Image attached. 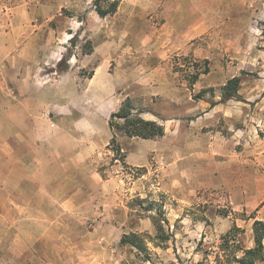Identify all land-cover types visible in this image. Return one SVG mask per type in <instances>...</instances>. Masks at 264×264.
I'll use <instances>...</instances> for the list:
<instances>
[{
  "label": "rangeland",
  "instance_id": "obj_1",
  "mask_svg": "<svg viewBox=\"0 0 264 264\" xmlns=\"http://www.w3.org/2000/svg\"><path fill=\"white\" fill-rule=\"evenodd\" d=\"M184 13L190 20L202 17L204 31L184 35L188 22L174 20L178 36L172 44L162 41L166 21L160 16L141 24L115 18L113 37L124 42L115 45L111 60L122 76L119 92L131 95L144 119L192 137L184 140L178 165L169 166L162 155L152 157L147 168L130 170L112 161V153L105 156L107 166L100 167L108 170L105 177L119 165L116 174L124 182L107 199L98 192L95 210L109 214L102 222L101 214L49 219L62 215L58 206L26 203L35 189L18 174L12 180L3 164L0 264H195L203 249L219 245L235 225L244 230L243 246H254V220H264V0H187ZM138 25L156 36L140 37ZM69 44L67 57L78 44L81 52L92 50L79 35ZM198 72L199 81L191 85ZM233 77L242 79L238 97L220 103L221 88ZM202 123L209 126L201 128ZM138 198L146 202L136 205ZM151 203L150 211L141 208ZM153 215L165 220L170 238L160 245L148 239L150 260L145 261L120 241L134 232L154 237ZM100 223L103 227L96 228Z\"/></svg>",
  "mask_w": 264,
  "mask_h": 264
},
{
  "label": "crops",
  "instance_id": "obj_2",
  "mask_svg": "<svg viewBox=\"0 0 264 264\" xmlns=\"http://www.w3.org/2000/svg\"><path fill=\"white\" fill-rule=\"evenodd\" d=\"M94 1L0 0V219L2 165L8 164L12 180L18 174L21 180L25 177L27 187L35 189L33 200L26 203L57 205L58 213L74 219L101 214L100 220L105 221L107 211L95 210L98 192L107 199L124 182L116 174L119 165L112 166L113 176L103 177L99 171L107 166L105 156L112 153L109 120L131 96L119 92L122 76L111 66L115 45L124 42L113 37L118 29L115 18L123 16L141 24L160 16L166 21L161 30L165 44L178 36L174 20L188 22L184 35L204 31L202 17L190 20L185 15L187 0H119L117 12L106 17L94 9ZM80 14L85 17L78 19ZM139 25L140 37L156 36ZM75 35L89 40L92 50L84 53L82 44L75 46L77 50L68 56L69 69L60 72L58 65ZM82 71L92 75L85 78ZM191 139L167 127L158 139L121 136L124 166L147 168L152 157L163 155L169 166L176 167L179 153ZM62 215L48 218L66 219Z\"/></svg>",
  "mask_w": 264,
  "mask_h": 264
},
{
  "label": "trees",
  "instance_id": "obj_3",
  "mask_svg": "<svg viewBox=\"0 0 264 264\" xmlns=\"http://www.w3.org/2000/svg\"><path fill=\"white\" fill-rule=\"evenodd\" d=\"M120 1L110 0H95L93 3L94 9L101 17H106L117 12ZM69 57H64L59 65V71L64 72L69 69ZM208 61H206L207 63ZM209 67L203 71L208 73ZM92 73H90L91 75ZM202 73L192 75L190 81L191 85L196 84ZM241 77H233L221 88V101L226 103L230 100H235L238 97L241 88ZM206 91H202L198 98H202ZM143 111L138 110L132 99L127 98L120 106V108L112 113L109 126L113 131V138L110 143V149L114 153V160H119L121 165H124L125 155L121 150L119 138L121 136L136 137L141 139H158L165 135V127L157 122L144 119ZM125 167V166H124ZM133 170V169H130ZM99 171L104 175L103 169ZM136 205L141 206L145 199H135L133 201ZM154 203L149 204L148 207H141L146 211H150ZM254 218L255 217H251ZM151 220L156 228V235L151 237L148 233H130L124 234L121 238L120 244L122 246H130L137 250L138 255H144V260H150V252L148 247L149 241H153L160 245L169 240V235L166 234L163 222L165 221L160 215L151 216ZM244 230L238 226H233L225 235L221 237L219 245L203 249L201 251L202 259L195 264H264V220H254L253 223V241L254 246L246 248L243 246L241 235ZM159 242V243H157Z\"/></svg>",
  "mask_w": 264,
  "mask_h": 264
},
{
  "label": "built area",
  "instance_id": "obj_4",
  "mask_svg": "<svg viewBox=\"0 0 264 264\" xmlns=\"http://www.w3.org/2000/svg\"><path fill=\"white\" fill-rule=\"evenodd\" d=\"M112 155H113V158L115 157L114 153L112 152ZM114 162L118 163V164H121V162H119V160H114Z\"/></svg>",
  "mask_w": 264,
  "mask_h": 264
}]
</instances>
